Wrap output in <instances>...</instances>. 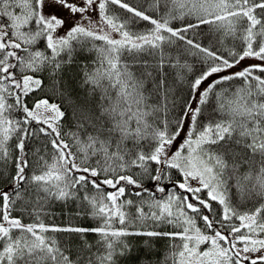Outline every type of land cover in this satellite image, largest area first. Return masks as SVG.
I'll return each mask as SVG.
<instances>
[{
    "label": "snow or ice",
    "instance_id": "obj_1",
    "mask_svg": "<svg viewBox=\"0 0 264 264\" xmlns=\"http://www.w3.org/2000/svg\"><path fill=\"white\" fill-rule=\"evenodd\" d=\"M131 238L264 264V0H0V264H129Z\"/></svg>",
    "mask_w": 264,
    "mask_h": 264
},
{
    "label": "trees",
    "instance_id": "obj_2",
    "mask_svg": "<svg viewBox=\"0 0 264 264\" xmlns=\"http://www.w3.org/2000/svg\"><path fill=\"white\" fill-rule=\"evenodd\" d=\"M141 27H143V25H141ZM205 33L207 34L208 30L207 28L204 29ZM207 39L205 40V43H207ZM60 205L56 206V210L54 213V217H50L48 222H52V220L54 219L55 223L57 224H64L67 223L68 220V214L67 211L62 212L60 210ZM80 224L84 225V226H94L92 221H80ZM96 237L94 236H89V240L90 241H95ZM74 242L76 241V238H74ZM131 243L134 246V251H133V256H139L140 257V261H129V264H141V262H143V264H147V261L145 259V253L140 252L139 249H141L143 247V240L140 238H131ZM170 243V241L167 238H159L156 240L155 242V249L158 252H163L166 248V246H168ZM153 259H155V257H153Z\"/></svg>",
    "mask_w": 264,
    "mask_h": 264
},
{
    "label": "rangeland",
    "instance_id": "obj_3",
    "mask_svg": "<svg viewBox=\"0 0 264 264\" xmlns=\"http://www.w3.org/2000/svg\"><path fill=\"white\" fill-rule=\"evenodd\" d=\"M255 61H245V63H254Z\"/></svg>",
    "mask_w": 264,
    "mask_h": 264
}]
</instances>
